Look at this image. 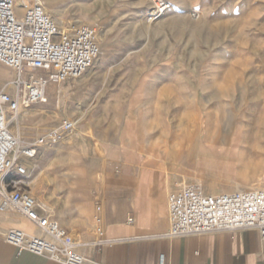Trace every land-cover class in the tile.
I'll use <instances>...</instances> for the list:
<instances>
[{"label":"rangeland","instance_id":"374dc122","mask_svg":"<svg viewBox=\"0 0 264 264\" xmlns=\"http://www.w3.org/2000/svg\"><path fill=\"white\" fill-rule=\"evenodd\" d=\"M164 1L158 27L145 18L150 0L67 1L66 25L104 33L100 57L90 72L51 85L46 103L23 109L13 132L29 139L70 120V132L102 156L106 146L145 145L173 189H255L264 176V0ZM83 5L87 19L78 18ZM94 10L106 18L93 19ZM13 78L0 64V90L12 93Z\"/></svg>","mask_w":264,"mask_h":264},{"label":"crops","instance_id":"0c3cea01","mask_svg":"<svg viewBox=\"0 0 264 264\" xmlns=\"http://www.w3.org/2000/svg\"><path fill=\"white\" fill-rule=\"evenodd\" d=\"M67 1L46 3L60 17ZM87 12L79 6L78 18L87 19ZM102 13L94 10L92 18H106ZM64 137L29 164L28 189L80 242L86 258L102 264H264L255 229L167 237L173 180L149 161L145 145L106 146L102 156L75 133ZM12 228L40 234L19 213H0V264H62L8 244L4 236Z\"/></svg>","mask_w":264,"mask_h":264},{"label":"built area","instance_id":"2783aa9c","mask_svg":"<svg viewBox=\"0 0 264 264\" xmlns=\"http://www.w3.org/2000/svg\"><path fill=\"white\" fill-rule=\"evenodd\" d=\"M0 0V64L14 71L13 92L0 90V213L15 211L40 234L12 228L4 240L34 255L62 264H102L86 258L78 242L31 194L29 164L42 149L52 148L73 130L70 120L41 135L23 139L11 130V117L22 109L47 102L48 89L83 76L101 52L102 30L76 22L62 33L39 0ZM23 1H26L24 3ZM149 23L170 9L164 0H151ZM167 237L255 229L264 243V176L255 189L208 194L197 183L178 185L167 197Z\"/></svg>","mask_w":264,"mask_h":264},{"label":"bare ground","instance_id":"6f19581e","mask_svg":"<svg viewBox=\"0 0 264 264\" xmlns=\"http://www.w3.org/2000/svg\"><path fill=\"white\" fill-rule=\"evenodd\" d=\"M39 1H42V0H39ZM151 1V0H150ZM42 3L45 5V7L47 8V10L53 15V17L56 19V21H57V23H58V29L62 32V33H66L67 31H65V28H63V26H64V24L66 23V21L64 20V19H62V18H60V17H58L56 14H54V11L47 5V4H45L43 1H42ZM161 21V20H160ZM160 21H158V22H154L155 24H154V26L155 27H158L157 25H158V23H159V25H160ZM102 37L104 38V33L102 32ZM100 57V56H99ZM99 59V58H98ZM97 59V60H98ZM96 63V62H95ZM94 63V64H95ZM93 64V65H94ZM93 65H92V67H93ZM91 67V68H92ZM90 68V69H91ZM89 69V70H90ZM88 70V71H89ZM87 71V72H88ZM86 72V73H87ZM90 72V71H89ZM85 73V74H86ZM21 111H23V109L21 110ZM18 118H15L14 116L13 117H11V125H14V124H16L15 122H16V120H17ZM74 125V124H73ZM20 127V126H19ZM16 129V128H15ZM11 130L13 131V126H12V128H11ZM238 140H240V141H242V138H239ZM207 186H208V188L211 186V184H209V183H207ZM2 216V215H1Z\"/></svg>","mask_w":264,"mask_h":264}]
</instances>
